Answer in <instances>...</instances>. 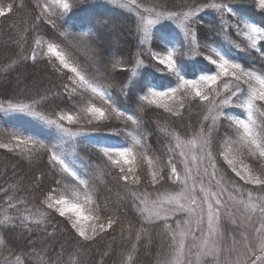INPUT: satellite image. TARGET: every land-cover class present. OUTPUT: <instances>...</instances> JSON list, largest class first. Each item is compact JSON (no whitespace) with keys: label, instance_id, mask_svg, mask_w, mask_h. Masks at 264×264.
I'll list each match as a JSON object with an SVG mask.
<instances>
[{"label":"trees","instance_id":"16d2710c","mask_svg":"<svg viewBox=\"0 0 264 264\" xmlns=\"http://www.w3.org/2000/svg\"><path fill=\"white\" fill-rule=\"evenodd\" d=\"M57 1L71 4V10H54ZM117 1L121 5L112 0H0V5L5 7L8 3L14 5L13 13L0 17V103L28 102L43 96L45 99L36 107L48 119L58 120L61 114L79 116L76 124L62 122L74 133L68 135L26 114L0 110V143L14 148L13 151L0 148V240L3 241L0 264H70L77 258L81 264H163L166 258L171 261L175 250L170 247L172 241L162 226L163 220L145 223L147 212L141 215L134 205L153 210V202L179 192L180 184L168 178V161L173 157L170 147L174 143L171 135L179 132L182 141L191 139L210 105L193 98L194 93L188 94V90L160 101L172 112L144 100L151 91H167L180 83L174 72L159 64L157 57L172 47L183 50L191 47L192 36L198 44L195 57L180 61L185 79L215 71V65L207 59L216 58L211 53L213 48L258 73L264 69V39H259L257 51L236 30L238 20L264 27V10L255 0H136L139 9L130 0ZM220 2L230 5L235 15L209 7ZM43 4L51 5L50 22H46L48 15H41L38 5ZM146 7L155 8L162 16L145 11ZM173 12L178 15L169 19V13ZM186 12H192V16L182 23ZM146 16L155 21L148 34L143 30ZM193 19L198 23L191 24V34H187ZM37 40L41 41L40 46ZM48 43L58 44L59 50L90 81L102 84L114 106L126 115L109 111L100 97L89 92L78 90L71 96L66 93L64 85L71 83L67 77L72 74L66 69L63 74L56 71L58 61L47 54ZM33 51L35 61L31 59ZM17 53L28 59L17 62ZM13 62L15 67L9 68ZM226 82L230 86L235 84L230 77H222L216 85L205 86L204 90H219L223 96ZM93 104L105 109L104 120L87 114L85 110ZM223 111L245 118V109L230 106ZM177 112L180 114L175 115ZM127 115H133L138 123L132 124ZM254 118L258 124L264 121V116L259 114ZM216 125L211 147L217 163V178H222L233 198L248 202L247 193L252 191L251 201L259 205L257 196H264L260 186L246 184L231 171L227 162L218 161L219 148L224 147L226 153L225 149L236 143L235 126L223 117H217ZM204 126L207 127L206 123ZM13 133L32 135L48 146L59 145L63 150L61 155L67 153L76 170L88 180L86 192L90 201L86 205L81 201L82 185L63 173L59 165L54 168L46 150L37 146L29 155L30 146H16L10 139ZM105 147L133 149L131 164L123 165L125 169H132L127 181L120 179L118 166L104 155ZM241 149L245 155L242 162L234 159L237 169L248 165L254 174L264 178V158L252 157ZM148 159L153 161L151 166ZM179 160L175 155L173 162L177 163L183 180ZM153 171L158 178L155 183L151 178ZM162 175L163 179H159ZM133 195L143 196L147 204H141L139 199L134 201ZM9 196L15 207L9 205ZM48 196L78 203L84 215H97L99 222L108 217L116 222L101 231L99 222L85 221L89 235L93 226L98 235L91 242L83 241L66 217L47 208ZM5 217H8L7 224L3 223ZM175 219L183 220V217L169 220L173 227ZM79 245H84V249L76 257Z\"/></svg>","mask_w":264,"mask_h":264},{"label":"snow or ice","instance_id":"6c2138e0","mask_svg":"<svg viewBox=\"0 0 264 264\" xmlns=\"http://www.w3.org/2000/svg\"><path fill=\"white\" fill-rule=\"evenodd\" d=\"M131 4L135 5L136 8H140L136 0H130ZM259 8L264 10V0H257ZM42 9L41 15H48L49 21H51V13L49 9L51 5L43 4L38 5ZM72 5L69 3H63L62 8L65 12L71 10ZM209 7L216 9L220 13H228L235 15L233 8L223 2L212 3ZM14 5L8 3L5 7L0 5V17H5L13 13ZM145 11L155 12L157 17H161L162 13L156 12L155 8H145ZM178 15L177 13H169L168 18L171 19L173 16ZM192 16V12H186L183 15L182 23L188 22L189 18ZM40 17H38L39 19ZM155 21L149 20L148 24H153ZM198 23L197 20H191L189 24L190 33L191 24ZM243 24V28L240 25ZM145 34L148 31L147 26L143 28ZM237 35H243L246 40L250 42L252 49H257V43L259 39H264V27H258L254 23H248L247 21H237L236 25ZM36 44L41 45V41L37 40ZM42 50V49H41ZM215 53L218 59H213L211 56L207 57L213 65L219 70L215 75H200L199 80L185 79L181 75L180 70L177 68L176 62L173 60L172 53L169 52L167 57L164 59H159V64L166 65V67L174 72V74L179 78V85L177 88H171L167 91H151V99L149 96L145 95L144 100H147L150 104H155L157 107H162L168 112H172V109L167 106L166 103H161L160 101L167 97H174L175 93L184 88H191L194 92V97H198L200 101H207L210 107L207 108V114L203 117V122L197 133L193 135L191 139L182 141L179 132H174L171 135V140L174 143L171 144L170 152L173 157L169 159L168 165L170 170L168 173L169 179H174L180 184V190L175 195L167 196L163 201L153 202L152 207H159V211H156L155 216L163 220V228L167 231L170 240L172 241L170 247L175 250V257L169 261L167 258L163 261V264H190L189 257L191 256V247L187 244V238L191 236L193 245L199 247L202 252L206 255L212 257L211 261H207L206 264H215L217 259V242L219 235L221 233L220 228V210L224 207V201L221 197L228 191L222 184L221 179H217V163L216 158L212 152V135L216 130L217 117H223L228 120L231 124L235 126V136L236 143L240 145L241 148L247 151V153L252 156H259L264 158V121L259 124L254 118L255 114L264 116V69L261 72H257L253 68H246L241 63H235L231 59L227 58L226 55H222L215 48L211 49ZM259 51V49H257ZM47 54L49 57H54L58 61V66L56 67L57 72L63 74V70H67L69 75L67 79L71 81L70 84L64 85V90L70 96L76 94L78 90L89 92L94 96L101 98L104 104L108 106V110L115 113L118 116H125V112L121 111L119 108L114 106L112 97L107 94V90L104 89L102 84L90 81L84 71L69 61L66 53L59 50V46L56 43L47 44ZM28 59V57L17 53V62H22ZM31 59L35 61L36 55L35 51L31 56ZM15 63L9 65V68H14ZM8 70V69H5ZM230 77L232 81L235 82L234 86H230L229 83L224 84L225 95H221L219 90L213 89L212 91H205L204 86L207 85L211 88L216 85L220 77ZM246 86V87H245ZM45 97L41 96L39 100L29 99L28 102L24 100H17L15 103L12 100H8L7 104L0 103V110L11 111L15 113H23L31 116L37 120L43 121L49 126H55L59 131L68 135H74L71 130L66 127L62 122L67 121L69 125L76 124L79 122L78 115H59L57 119H48L41 112L37 111V105L43 101ZM238 107L247 110V119H237L234 115H229L223 110L226 107ZM183 107V104L180 105ZM213 109H215V115L213 114ZM88 115L95 117L98 120H104L106 118L105 109L95 106L88 107L86 110ZM179 115L180 113H174ZM126 119L132 124H137L138 120L134 118L133 115H127ZM207 125L205 127L204 125ZM199 136L201 139L198 140L196 137ZM15 142L16 146L21 144L30 146L29 155L39 146L40 148L46 150L50 154V163L55 168L59 165V169L71 176L75 181H78L83 189L87 191L88 180L85 179L75 168V165L71 162L70 157L67 153L61 155L63 151L59 145L52 144L48 146L44 144L43 141L35 138L32 135H23L19 133H13L11 138ZM136 144L139 145L140 141L137 140ZM0 148H8L9 151H13L14 148L9 144L0 143ZM187 148V151H185ZM177 150L178 153H177ZM231 151V149H230ZM103 153L108 159L115 165L118 166L119 172L122 174L120 176L121 180L127 181L129 179V173L132 169H125L124 164H131V158L133 157V149L129 147L110 149L105 147ZM175 155L180 157L178 161L182 164V175L183 180H181V171L177 168V163L173 162ZM224 160L227 162L231 171L235 173L240 180L244 181L246 184L260 186L261 193H264V178L261 175L254 174L248 165H244L239 170L237 169L236 162L234 159L230 158L228 154H224ZM123 161V164L121 163ZM147 163L149 166L152 165V159H148ZM202 169V171H201ZM209 177L216 180V187L218 191H213L211 187L205 188L203 183V177ZM200 177V187L197 190V178ZM151 178L153 183L157 182V175L153 171L151 173ZM163 179V175L159 178ZM191 181V183H189ZM237 191L239 188L233 186ZM197 191L202 193V197L199 198L196 195ZM249 201L253 198V192L249 191L247 193ZM140 200L141 204L146 205L147 201L143 196L136 197L133 195V200ZM231 199V196H229ZM257 199L261 201L259 205L257 204H247L246 207H250L256 210L259 207V211L262 216H264V196H257ZM47 208L54 209L61 217H66L68 222L71 224V228L75 230V233L83 239V241L91 242L97 235V228L95 226L91 229V235H89L88 230L85 227V221L94 220L99 222L100 217L97 215H84L81 207L78 203L70 202L64 198L53 199L52 196L46 198ZM8 202L11 207L16 205L12 203V197H8ZM240 203H244L243 200ZM174 205L175 207L171 209L173 216L176 212H185L187 214L186 219L180 220L175 219V227L172 223L168 221L173 219V216L169 215V209L165 208L164 205ZM137 211L145 216V223H154L155 220L150 219L152 216L151 209L147 207L141 208L137 205ZM202 210L196 216L194 221L195 228L192 227L193 221L191 216L196 213L197 207ZM72 213V215H69ZM116 221L111 217H108L105 221L99 222V229L102 231L106 227L111 228ZM3 223H8V217L4 218ZM206 223V230L201 228V225ZM14 226V225H13ZM179 237V239H178ZM137 239L140 238V234L137 233ZM198 242V243H197ZM0 243H3L0 240ZM259 252L261 255H257V250L252 246H247L244 255L251 259V264H264V235L261 236L259 244ZM84 245H79L76 249L75 256L79 257L80 253L83 251ZM15 255V253H12ZM254 257V259H252ZM17 259L20 258L17 256ZM131 260V256L128 257ZM70 264H81V261L77 258Z\"/></svg>","mask_w":264,"mask_h":264},{"label":"rangeland","instance_id":"374dc122","mask_svg":"<svg viewBox=\"0 0 264 264\" xmlns=\"http://www.w3.org/2000/svg\"><path fill=\"white\" fill-rule=\"evenodd\" d=\"M113 3H119L117 0H112ZM257 2V0H255ZM64 2L63 1H57L55 3V5H53L54 10L57 11H64V9L62 8V4ZM121 5V3H119ZM258 4V2H257ZM123 6V5H122ZM152 18L151 16H146L145 21H144V25L147 26L148 31L151 30L152 26L151 24H148V21L150 20V18ZM183 20V17L181 19V21ZM249 23V22H248ZM148 31L146 34H148ZM240 37H242V39H244L245 42H247V44L250 45V42L248 40L245 39V37L243 35H239ZM191 43L189 45H191V47L187 46L184 47V50L180 48H170L169 51L167 53L161 54L159 55L160 58L159 59H164L167 57L168 53L171 52L172 56H173V60L176 62L177 68L180 70V72L182 73V66H181V59L184 58L185 60H191L192 57H195L194 53H195V49L196 46L198 45L197 42H195L194 38L191 36ZM189 39V40H190ZM188 40V39H186ZM259 42V40H258ZM197 44V45H196ZM219 51V50H217ZM220 52V51H219ZM211 53L214 54L215 53L211 51ZM221 53V52H220ZM222 55H226L224 53H221ZM227 57V55H226ZM213 59H218V57L213 58ZM164 67H166V65H163ZM219 70L216 68L215 66V71L213 73L210 74H202V75H215ZM200 76V75H199ZM223 77V76H222ZM222 77H220V79L218 81H220L222 79ZM187 79L190 80H199V77L196 76H192V77H188ZM207 86V85H205ZM204 86V87H205ZM182 90H188V94H192L194 93L193 90L191 88H184L181 89L180 91L176 92V94H178L179 92H181ZM167 97L164 98L168 99L171 98ZM151 93L149 94V99H151ZM248 113L247 110H245V118L242 117L241 119H247ZM237 118V117H236ZM238 119V118H237ZM234 127V125H233ZM198 140H200L201 138L199 136L196 137ZM136 139V138H135ZM134 142H136V140H134ZM221 150V154L219 153V157L220 159L218 160L220 163L224 160V154H228L230 156V158L232 159H236V160H240V162H242L241 158H244V153L243 150L241 149L240 145L238 143H235V145H230L228 146L227 149H225V152H223L224 147L223 148H219ZM231 149V151H230ZM185 151H187V148H185ZM108 158V157H107ZM226 162V161H225ZM121 163H123V161H121ZM221 163V164H222ZM219 164V165H221ZM241 167H238V170ZM202 171V169H201ZM219 179V178H217ZM189 183H191V181H189ZM203 183L205 188H209L211 187L213 191H218V188L216 187V180L215 179H211L209 177H203ZM221 184L223 185V181H221ZM224 187L225 184L223 185ZM200 187V177L197 178V190ZM83 188V186H82ZM81 195V194H80ZM89 193H87L84 189H83V193L80 197L81 201L83 203H88V201H90L89 198ZM198 200L200 197H202V193H199V191H197L196 193ZM229 196H231V199H229ZM221 199L224 201V207L221 208L220 210V228H221V233L219 235V239L217 242V259L215 261V264H251V259H248L244 253L246 252V248L247 246H252L254 249L257 250V255H261L262 253L259 252V244H260V239L261 236L264 235V216L261 215L260 211H259V207H257L256 210H253L250 207H246L245 205L251 203V204H256L253 201H248L245 203H240V201H238L237 199L233 198V196L229 193L226 192ZM158 202V201H157ZM165 208L169 209V215L173 216V212L171 211V209H173L175 206L174 205H164ZM159 207L157 208H153V210H151L152 212V216L150 217V219L156 220L159 219L155 216L156 211H159ZM201 208L198 206L196 209V213H194L190 218L193 221V225L192 227L195 228V219L196 216L201 212ZM177 216H182L183 219L188 218L187 214L185 212H176L174 217ZM201 228L206 230V223L204 225H201ZM198 243V242H197ZM187 244L191 247V256L189 257L190 259V264H206L207 261H211L212 257L209 255H206L204 252H202V250L193 245L191 236H189L187 238ZM254 259V257L252 258Z\"/></svg>","mask_w":264,"mask_h":264}]
</instances>
